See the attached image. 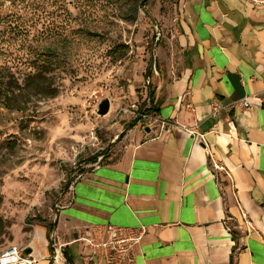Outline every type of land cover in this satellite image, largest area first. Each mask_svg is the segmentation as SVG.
<instances>
[{"label": "crops", "instance_id": "obj_1", "mask_svg": "<svg viewBox=\"0 0 264 264\" xmlns=\"http://www.w3.org/2000/svg\"><path fill=\"white\" fill-rule=\"evenodd\" d=\"M183 4L157 56V118L169 125L127 131L111 158L75 179L58 206L53 250L38 223L21 247L35 264H68L64 251L73 264H109L77 241L108 225L148 227L133 264H264V0ZM244 99L250 108L211 117L214 100Z\"/></svg>", "mask_w": 264, "mask_h": 264}, {"label": "rangeland", "instance_id": "obj_2", "mask_svg": "<svg viewBox=\"0 0 264 264\" xmlns=\"http://www.w3.org/2000/svg\"><path fill=\"white\" fill-rule=\"evenodd\" d=\"M178 15L179 0H0V254L27 242V218L55 223L66 182L95 155L111 158L126 125L151 107L157 56ZM49 58L54 97L29 80ZM105 99L110 112L99 116Z\"/></svg>", "mask_w": 264, "mask_h": 264}, {"label": "built area", "instance_id": "obj_3", "mask_svg": "<svg viewBox=\"0 0 264 264\" xmlns=\"http://www.w3.org/2000/svg\"><path fill=\"white\" fill-rule=\"evenodd\" d=\"M185 9V5L181 6V12ZM161 34H157V40L160 39ZM259 100L258 97H255ZM239 105L245 109L250 108L248 99L233 102L225 105L218 100L210 103L212 109L211 117L214 119L219 118L220 113L225 110H230L232 107ZM139 113L136 106H132ZM141 121L147 122L146 127L161 126L162 129L166 128L169 124L166 121H161L157 116L139 113ZM193 134V132H191ZM200 139L204 141V136L199 135ZM210 155V150H208ZM99 163L96 164V166ZM212 168L215 172H222L227 175L225 166L221 163H212ZM242 218L244 226L247 231L254 229L253 221L249 218L247 212L242 211ZM148 227L140 226L138 229H128L118 226L108 225L101 232H89L88 234L80 237L77 241L82 242L89 248L88 257L103 253L104 257L108 260L109 264H133L136 256V249L139 246L143 236L146 234ZM0 264H35V260L26 253L21 247L11 246L5 249L0 254Z\"/></svg>", "mask_w": 264, "mask_h": 264}, {"label": "trees", "instance_id": "obj_4", "mask_svg": "<svg viewBox=\"0 0 264 264\" xmlns=\"http://www.w3.org/2000/svg\"><path fill=\"white\" fill-rule=\"evenodd\" d=\"M53 55L54 54H49V56L51 57V59H54L55 58V56H53ZM51 59L50 58L47 59L46 60L47 63L46 64H44V63L42 64V69L40 71H38L37 73H35L34 75H31L30 76L31 78H29V80L30 79L38 80L39 84L38 83H36V84H37V86L38 85L41 86V88L39 90L40 92L41 91H45V92H43V95L45 97H54L57 94L56 90H53L50 85H48L47 88L45 87V84H48V82H47V80H45V78L43 76L44 75V72L47 71L45 67H49V65H51L52 62L55 61V60H51ZM153 66H154V64H153L152 58H151V61L149 63L148 69H147V72L149 71V74H150V72H152ZM149 74L147 73L148 78H150V75ZM6 84H8L9 87H11V85H12L11 82H10V80L9 81H6ZM27 87H28V84L27 85L25 84V86L23 87V89H27ZM3 93H4V90L0 89V96L3 95ZM5 94H7V93L5 92ZM148 98H149V103H150V106L151 107L148 110H145L144 113L145 114H149V115L152 114V113H155L154 115H157L159 113V110L156 107L155 92L154 91H150L149 94H148ZM139 122H140V119H136L133 122L127 124L125 131L121 134L120 137L121 138L124 137V135L126 134V132L134 129L138 125ZM101 157H102L101 163L102 162L105 163L107 161V159H106L107 158L106 153H100V154L95 155L93 158H91L89 160V163H91L93 165L94 164H97L98 160ZM72 183H73V179L72 180L69 179L66 182V184L63 187L65 189V191H68V189L70 188V186H71ZM34 221L35 220L32 219V218H27L26 219V223L29 224V225H32V226L35 225L36 223H38V224H45L46 225L47 230H48V239H49L50 247H51V250H53V246H54V238H53V235H54V232L56 230V222L55 223H48L46 220H43V219H37V222L33 223ZM230 230H231V232L233 234V237L236 239V237H237L236 232L232 228ZM64 256L66 257V260H67V263L68 264H73V261H72L71 256L68 255L66 251H64Z\"/></svg>", "mask_w": 264, "mask_h": 264}, {"label": "water", "instance_id": "obj_5", "mask_svg": "<svg viewBox=\"0 0 264 264\" xmlns=\"http://www.w3.org/2000/svg\"><path fill=\"white\" fill-rule=\"evenodd\" d=\"M110 109H111V102L109 99H105L99 104L97 113L99 116H106L109 114ZM149 131L150 129L146 128V132H149Z\"/></svg>", "mask_w": 264, "mask_h": 264}]
</instances>
